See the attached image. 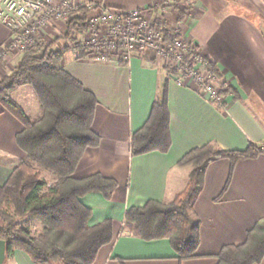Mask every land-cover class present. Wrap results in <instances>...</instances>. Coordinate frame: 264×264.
Masks as SVG:
<instances>
[{
	"label": "crops",
	"instance_id": "0c3cea01",
	"mask_svg": "<svg viewBox=\"0 0 264 264\" xmlns=\"http://www.w3.org/2000/svg\"><path fill=\"white\" fill-rule=\"evenodd\" d=\"M104 1L125 9L153 1L173 2ZM176 1L183 4L187 0ZM189 1L193 17L187 37L203 57L218 64L222 73L219 87L226 89L230 85L239 99L227 92L225 106L220 108L189 83H175L167 73L173 140L167 153L153 151L131 156L129 148L131 135L150 116L161 65L145 61L138 54L124 63L78 59L75 51L66 49L63 68L98 100L93 129L101 137L98 146L86 149L75 175L100 172L118 182L110 199L99 192L82 197V202L92 209L91 225L105 218L114 220L115 238L100 248L92 264H120L118 258L128 264H216L215 255L224 245L243 243L247 231L264 217V154L238 162L232 175L230 160L222 158L208 165L204 186L194 205L200 218L199 257L181 261L168 239L146 241L121 234L129 208L142 206L150 199L171 201L185 188L189 169L177 163L192 148L212 141L224 149L239 150L250 143H264V30L240 9L254 10L252 0ZM232 5H236L234 9L230 8ZM63 32L60 22L53 23L41 36L47 45L65 49L64 38L53 43ZM9 38V28L0 21V48ZM21 57L22 53L12 52L0 65V76L11 72ZM13 97L23 108L38 111L37 99L28 85L19 84ZM22 129L20 120L0 103V185L7 181L13 167L26 159L16 142ZM30 219H24L25 225L32 224ZM3 264L38 263L25 251L16 249ZM256 264H264V259Z\"/></svg>",
	"mask_w": 264,
	"mask_h": 264
},
{
	"label": "trees",
	"instance_id": "16d2710c",
	"mask_svg": "<svg viewBox=\"0 0 264 264\" xmlns=\"http://www.w3.org/2000/svg\"><path fill=\"white\" fill-rule=\"evenodd\" d=\"M172 4L181 10V15L192 8L189 0L184 6L176 0ZM74 29L82 32L87 29L84 16L71 18L69 31L63 38H70ZM165 32L167 38L175 36L170 29L165 28ZM66 49L51 44L41 48L39 54L28 50L11 72L0 79V103L22 123L16 142L26 153V159L18 162L7 181L0 185V239L6 243L5 260L20 249L38 264H92L100 248L115 238L114 220L105 218L91 225L92 209L82 202V197L90 192H99L110 199L118 182L100 172L83 177L75 175L86 149L98 146L101 137L93 129L98 100L63 68ZM138 55L145 61L156 62L153 52ZM85 57L83 49L77 52L76 58ZM202 62L207 70L222 77L215 61L202 56ZM161 71L150 116L131 135V156L153 151L167 153L172 146L166 77L171 70L161 66ZM19 84L33 90L39 106L35 114L28 113L14 99L13 92ZM220 89L224 94L234 93L239 99L230 85L226 89L222 85ZM261 154H264V143H250L239 150L224 149L212 141L192 148L177 163L189 169L185 188L171 201L150 199L142 206L129 208L121 234L146 241L168 239L181 261L199 257L200 218L194 205L204 186L208 165L218 159H229L232 175L238 162ZM228 185L229 182L226 188ZM26 218L40 225L38 233H34L31 226L19 223ZM215 257L216 264L262 262L264 217L247 231L243 243L224 245ZM118 260L120 264H128L122 258Z\"/></svg>",
	"mask_w": 264,
	"mask_h": 264
},
{
	"label": "built area",
	"instance_id": "2783aa9c",
	"mask_svg": "<svg viewBox=\"0 0 264 264\" xmlns=\"http://www.w3.org/2000/svg\"><path fill=\"white\" fill-rule=\"evenodd\" d=\"M163 3L125 9L104 0H0V21L10 30L9 40L0 48V65L12 52L41 53L46 43L41 35L51 24L60 22L65 34L73 16H84L87 29L71 31V50L83 49L86 57L102 62L128 61L135 54L153 52L161 66L170 68L172 81L189 83L210 102L224 107L218 76L205 68L200 51L186 35L192 10L181 15L172 3ZM165 28L175 36L167 38Z\"/></svg>",
	"mask_w": 264,
	"mask_h": 264
},
{
	"label": "rangeland",
	"instance_id": "374dc122",
	"mask_svg": "<svg viewBox=\"0 0 264 264\" xmlns=\"http://www.w3.org/2000/svg\"><path fill=\"white\" fill-rule=\"evenodd\" d=\"M252 2H253V4L251 5L253 8H254V10H247V9H244V8H240L242 11H243V13H245L250 19H252V21H256L261 27H262V29L264 30V2H263V0H256V2L254 1V0H252ZM174 4H175V2H174ZM185 5V3H183L182 4V6H184ZM173 6H175V5H173ZM234 6H236V5H232V7H230L231 9H234L233 7ZM237 8V7H236ZM176 9V8H175ZM179 14V13H178ZM170 18L171 19H174V17L173 16H171L170 15ZM171 21H173V20H171ZM67 29H68V27H67ZM63 31H65V28L63 29ZM69 30H67L66 31V33L64 34V35H62V37H60V38H56L54 41H53V43H55V42H57V40H59V39H62L63 37H65L66 36V34H67V32H68ZM70 36V35H69ZM70 38H71V36H70ZM69 37H66V38H64V40H66V42L64 43V45H62V46H64L65 48H68V49H71V47H70V42H69V39H70ZM43 42H46L44 39H43ZM44 44V46H46L47 44L46 43H43ZM61 50H64V48L63 49H61ZM18 53V52H17ZM23 54V53H22ZM10 55H11V53H10ZM9 55V56H10ZM3 63H5V62H2V64L1 65H3ZM9 72H7V73H3V75H1L0 76V79L3 77V76H5L6 74H8ZM5 74V75H4ZM168 76H169V74H168ZM219 80H220V78H219ZM218 80V81H219ZM217 84H218V82H217ZM21 106H22V104H20ZM37 106H38V104H37ZM23 107V106H22ZM24 109L28 112V113H30V114H32L33 112H35V111H37V110H35V111H33L31 108H25L24 107ZM46 178H48L49 179V176H46ZM31 221L30 222H32V224L30 225L31 226V229H32V231L34 232V233H38L39 232V230H40V225L36 222V221H34V220H32V218L30 219ZM19 223L20 224H22V225H25L26 224V221L23 219V220H20L19 221Z\"/></svg>",
	"mask_w": 264,
	"mask_h": 264
},
{
	"label": "water",
	"instance_id": "95a60500",
	"mask_svg": "<svg viewBox=\"0 0 264 264\" xmlns=\"http://www.w3.org/2000/svg\"><path fill=\"white\" fill-rule=\"evenodd\" d=\"M6 259V243L0 239V264H3Z\"/></svg>",
	"mask_w": 264,
	"mask_h": 264
}]
</instances>
